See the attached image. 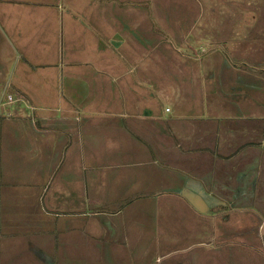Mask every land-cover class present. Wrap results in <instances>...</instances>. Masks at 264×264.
<instances>
[{"label":"crops","instance_id":"0c3cea01","mask_svg":"<svg viewBox=\"0 0 264 264\" xmlns=\"http://www.w3.org/2000/svg\"><path fill=\"white\" fill-rule=\"evenodd\" d=\"M120 4L0 0V264H117L124 250V264L263 260V29L225 14L217 33L154 43ZM151 42L190 63L174 109L127 62Z\"/></svg>","mask_w":264,"mask_h":264},{"label":"rangeland","instance_id":"374dc122","mask_svg":"<svg viewBox=\"0 0 264 264\" xmlns=\"http://www.w3.org/2000/svg\"><path fill=\"white\" fill-rule=\"evenodd\" d=\"M138 1V2H137ZM230 0H120V7L125 9L127 12L130 10L139 11L144 19H136V22H142L138 27H141V30L146 29V27L153 28V30H157L159 33H152V42H159V38L164 36L167 32L172 34L171 32H175V28H179L181 30L193 28L195 31L204 30L207 35L213 32L217 33L219 28H223V21L225 14L230 16V19H234L235 27H241V29L250 30L252 28H262L264 32V0H242L244 3V8H239V4L237 8L232 6L229 3ZM239 2V0H235ZM143 2V3H142ZM142 3V4H141ZM114 5V2L112 3ZM215 7L216 10H222L218 15L215 16L214 24L209 21V15H211L209 9L211 10V6ZM115 6V5H114ZM117 7V5H116ZM241 10L243 23H240L239 19H235L234 17H239L238 11ZM125 11V12H126ZM86 14V13H85ZM245 14V18L243 19V15ZM149 15V17H148ZM190 16V17H189ZM194 17V18H192ZM117 21V17H113L112 23L106 22L109 30L111 32H115L117 28L114 23ZM78 22V20L76 21ZM82 22V21H81ZM78 23V24H81ZM230 22V21H229ZM239 27V28H240ZM121 29L122 28H118ZM83 31V30H82ZM202 31H199L197 34L200 38H203L204 35ZM84 32V31H83ZM88 33V32H87ZM147 34V33H146ZM168 35V34H167ZM133 36V35H132ZM114 37H119V39L123 38H131L125 37L124 34L114 35ZM165 37V36H164ZM169 39H172L170 42H166L167 45H160L164 50H167L171 44L174 43V39L172 35L167 36ZM151 42V44H153ZM147 43V42H146ZM145 43V44H146ZM263 48H264V35H263ZM157 44H153L151 46L152 50H147L146 48L142 49L140 52H132L135 58H130V61H127L129 64L136 66L137 68L146 66V79L151 81V85L155 87V89L159 90L164 89L168 94L166 99H162L164 107L169 105L173 109L176 107L175 103V95L179 93L184 95L187 89V78L189 76L184 74L188 71L190 67V63L186 62L184 56L181 55V52H177L174 50L169 51H161V47ZM129 51H132V47L127 45ZM205 47V46H203ZM241 46L239 44L235 45L232 52V57H236L237 55L242 53ZM187 53H194L191 49L185 50ZM264 52V50H263ZM197 58L191 57L189 59ZM113 59L117 61H121V65L123 66L125 59L121 57L120 50H114ZM198 61V60H197ZM138 70V69H137ZM185 75V76H183ZM184 77V80H183ZM199 79V76H198ZM199 82V80L197 81ZM184 83V84H183ZM193 93V90L191 91ZM26 167L28 170H32V162L31 160H27ZM263 200H261L262 202ZM263 213V212H262ZM264 214V213H263ZM253 244L249 243V247ZM262 244H259L261 247ZM100 245L97 243H92L91 247L93 248V253L95 254V248ZM121 250V245H117ZM111 252H108V255L115 254V246H110ZM261 254L263 255V260L260 256L249 257L257 258L253 259V264H264V251L261 248ZM90 253V251H89ZM132 253V252H131ZM125 257H120V260H117V264L126 263V259L130 258L128 256L127 251L124 250ZM130 254V253H129ZM136 254V253H135ZM132 261H128L129 263L133 262H145L144 259H135L136 255L131 254ZM156 256L153 255V262L156 261ZM248 259V260H249ZM104 260V258H103ZM105 261L108 264H113V257L105 258ZM96 263L99 261L96 260ZM147 263V262H145ZM208 264H212L210 259L207 261ZM135 264V263H133ZM148 264V263H147ZM157 264H160V262Z\"/></svg>","mask_w":264,"mask_h":264}]
</instances>
